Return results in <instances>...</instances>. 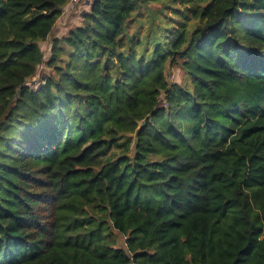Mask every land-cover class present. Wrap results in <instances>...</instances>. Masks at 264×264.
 <instances>
[{
    "label": "trees",
    "instance_id": "16d2710c",
    "mask_svg": "<svg viewBox=\"0 0 264 264\" xmlns=\"http://www.w3.org/2000/svg\"><path fill=\"white\" fill-rule=\"evenodd\" d=\"M72 1L0 0V264H264V0Z\"/></svg>",
    "mask_w": 264,
    "mask_h": 264
},
{
    "label": "rangeland",
    "instance_id": "374dc122",
    "mask_svg": "<svg viewBox=\"0 0 264 264\" xmlns=\"http://www.w3.org/2000/svg\"><path fill=\"white\" fill-rule=\"evenodd\" d=\"M73 3H76V2L73 1ZM82 9H80V10H82ZM79 23H81V18H80V15L78 13L77 14H71L69 16H65L60 21V23L57 25V29L55 30L54 33L57 34L58 36H63L69 31V29L74 28ZM41 49L45 53L46 58H49L50 50H51V43L46 42V43L42 44ZM45 72H46V69L44 68V66H41L37 72L36 77L32 80L31 86H35V85L39 84L43 80L42 78H43ZM182 75H183V71L181 70V68L174 67L171 71V76L169 78V81L171 83H180L182 80Z\"/></svg>",
    "mask_w": 264,
    "mask_h": 264
},
{
    "label": "crops",
    "instance_id": "0c3cea01",
    "mask_svg": "<svg viewBox=\"0 0 264 264\" xmlns=\"http://www.w3.org/2000/svg\"><path fill=\"white\" fill-rule=\"evenodd\" d=\"M89 5L88 2H86L85 0H80L79 2L73 3L71 2L64 10H63V14L60 18V20L58 21V24L60 23V21L65 17V16H69L71 14H79L80 17L82 16V14L87 10V6ZM83 8V9H82ZM82 9V10H80Z\"/></svg>",
    "mask_w": 264,
    "mask_h": 264
},
{
    "label": "built area",
    "instance_id": "2783aa9c",
    "mask_svg": "<svg viewBox=\"0 0 264 264\" xmlns=\"http://www.w3.org/2000/svg\"><path fill=\"white\" fill-rule=\"evenodd\" d=\"M74 2H78V1H80V0H73ZM72 1V2H73ZM85 1H87L88 3H90L92 0H85Z\"/></svg>",
    "mask_w": 264,
    "mask_h": 264
}]
</instances>
